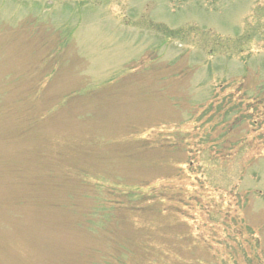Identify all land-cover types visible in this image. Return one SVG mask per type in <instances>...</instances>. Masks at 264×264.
Segmentation results:
<instances>
[{
    "label": "rangeland",
    "instance_id": "374dc122",
    "mask_svg": "<svg viewBox=\"0 0 264 264\" xmlns=\"http://www.w3.org/2000/svg\"><path fill=\"white\" fill-rule=\"evenodd\" d=\"M0 264H264V0H0Z\"/></svg>",
    "mask_w": 264,
    "mask_h": 264
}]
</instances>
